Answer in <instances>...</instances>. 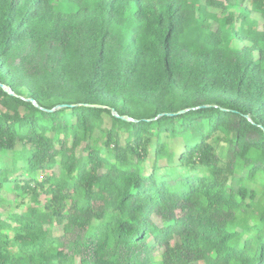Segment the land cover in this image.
<instances>
[{
    "label": "trees",
    "instance_id": "16d2710c",
    "mask_svg": "<svg viewBox=\"0 0 264 264\" xmlns=\"http://www.w3.org/2000/svg\"><path fill=\"white\" fill-rule=\"evenodd\" d=\"M0 84V264H264V0H0Z\"/></svg>",
    "mask_w": 264,
    "mask_h": 264
},
{
    "label": "rangeland",
    "instance_id": "374dc122",
    "mask_svg": "<svg viewBox=\"0 0 264 264\" xmlns=\"http://www.w3.org/2000/svg\"><path fill=\"white\" fill-rule=\"evenodd\" d=\"M215 148L217 149L218 154L224 160L227 153V144L224 142V138L221 135H215L210 140ZM58 172L59 170L56 169ZM29 197L25 195H18L15 190L7 189L3 192V200L0 202V211L4 218L10 217L15 212L24 211L27 205L29 204ZM44 202V198H42ZM56 235H59V231L55 232Z\"/></svg>",
    "mask_w": 264,
    "mask_h": 264
},
{
    "label": "water",
    "instance_id": "95a60500",
    "mask_svg": "<svg viewBox=\"0 0 264 264\" xmlns=\"http://www.w3.org/2000/svg\"><path fill=\"white\" fill-rule=\"evenodd\" d=\"M0 86L3 88V89H5V90H7L8 91V89H7V87L5 86V85H2V84H0ZM10 92V91H9ZM11 93V92H10ZM30 102H32L35 106H37L38 107V104H37V102L34 100V99H30L29 100ZM67 105H62V106H59L58 108H60V107H66ZM87 106H89V107H96V108H104V107H102V106H92V105H87ZM114 112V114L117 116V117H119L117 114H116V112L115 111H113ZM186 112V110H184V111H180L178 114H183V113H185ZM171 116H173V114H170ZM122 119H124V120H127V121H131L132 119L131 118H125V117H121Z\"/></svg>",
    "mask_w": 264,
    "mask_h": 264
}]
</instances>
